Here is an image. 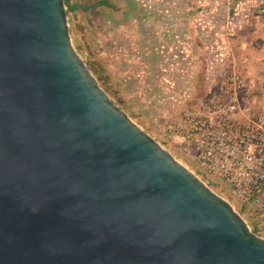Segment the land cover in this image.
<instances>
[{"label":"water","instance_id":"obj_1","mask_svg":"<svg viewBox=\"0 0 264 264\" xmlns=\"http://www.w3.org/2000/svg\"><path fill=\"white\" fill-rule=\"evenodd\" d=\"M64 0H0V264H264V238L99 85Z\"/></svg>","mask_w":264,"mask_h":264},{"label":"rangeland","instance_id":"obj_2","mask_svg":"<svg viewBox=\"0 0 264 264\" xmlns=\"http://www.w3.org/2000/svg\"><path fill=\"white\" fill-rule=\"evenodd\" d=\"M98 2L70 0L76 48L119 90L123 104L112 101L190 171L184 157L195 162L196 151L167 133L170 122L210 104L232 73L244 77L240 99L264 107V0ZM171 2L189 6L173 22Z\"/></svg>","mask_w":264,"mask_h":264},{"label":"built area","instance_id":"obj_3","mask_svg":"<svg viewBox=\"0 0 264 264\" xmlns=\"http://www.w3.org/2000/svg\"><path fill=\"white\" fill-rule=\"evenodd\" d=\"M244 77L232 73L220 92L201 103L166 131L196 151L195 163L207 177L223 183L228 193L210 186L227 202L237 199L255 211L264 227V107L240 99Z\"/></svg>","mask_w":264,"mask_h":264},{"label":"trees","instance_id":"obj_4","mask_svg":"<svg viewBox=\"0 0 264 264\" xmlns=\"http://www.w3.org/2000/svg\"><path fill=\"white\" fill-rule=\"evenodd\" d=\"M107 1V0H106ZM106 1H102V0H99L97 6L98 7H102V6H106L107 8H111L112 5L110 4H107ZM65 2V5L68 9V15H69V12L71 11H77L79 8L78 6H71L70 5V0H64ZM70 33H71V36L73 37L75 35V32H74V29L73 27H70ZM77 49L78 51L80 52V54H85L84 50L81 48L80 45L77 46ZM86 63L87 65L90 67L91 71L94 73V75L97 77L98 79V82H99V85H103V89L115 100H117L119 103L123 104V101L120 99L119 97V90L118 89H111V87L109 85L106 84V81L105 79H103L101 73L99 71H97V68L96 66L94 65L93 61L90 60L89 58L86 60ZM186 162H188V164L194 169V171L196 172L197 175H202L203 178L205 180H209L210 181V186L213 187V188H219V189H222V191H225V192H229L227 187L221 183L220 181L218 180H215V179H211L207 176H205L197 167V164L188 159L187 157H184ZM230 203H232L236 210L241 214V215H244L248 218V221H249V225L250 227L252 228V231L258 235V236H262L263 235V232H264V229L262 228L261 226V220L258 216V214L255 212V211H252L250 210L246 205H243L241 203H239V201H237V199L235 198H232L230 197Z\"/></svg>","mask_w":264,"mask_h":264},{"label":"crops","instance_id":"obj_5","mask_svg":"<svg viewBox=\"0 0 264 264\" xmlns=\"http://www.w3.org/2000/svg\"><path fill=\"white\" fill-rule=\"evenodd\" d=\"M165 6L167 7V11L173 16L171 17V22L175 21L176 18H178L177 11H182L183 9L188 10L189 6L187 3H166ZM182 15V14H180ZM264 104V103H263Z\"/></svg>","mask_w":264,"mask_h":264},{"label":"flooded vegetation","instance_id":"obj_6","mask_svg":"<svg viewBox=\"0 0 264 264\" xmlns=\"http://www.w3.org/2000/svg\"><path fill=\"white\" fill-rule=\"evenodd\" d=\"M102 1H106V0H102ZM107 2V4H110L109 2H108V0L106 1ZM111 5V4H110ZM104 7H106L105 5H104Z\"/></svg>","mask_w":264,"mask_h":264}]
</instances>
